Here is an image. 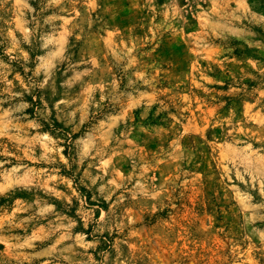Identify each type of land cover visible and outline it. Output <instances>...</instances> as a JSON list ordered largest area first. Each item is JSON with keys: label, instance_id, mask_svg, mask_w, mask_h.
<instances>
[{"label": "rangeland", "instance_id": "1", "mask_svg": "<svg viewBox=\"0 0 264 264\" xmlns=\"http://www.w3.org/2000/svg\"><path fill=\"white\" fill-rule=\"evenodd\" d=\"M0 264H264V0H0Z\"/></svg>", "mask_w": 264, "mask_h": 264}]
</instances>
